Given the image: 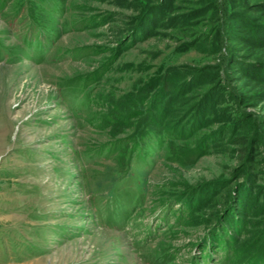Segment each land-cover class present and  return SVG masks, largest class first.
Instances as JSON below:
<instances>
[{"label":"rangeland","instance_id":"1","mask_svg":"<svg viewBox=\"0 0 264 264\" xmlns=\"http://www.w3.org/2000/svg\"><path fill=\"white\" fill-rule=\"evenodd\" d=\"M0 264H264V0H0Z\"/></svg>","mask_w":264,"mask_h":264},{"label":"trees","instance_id":"2","mask_svg":"<svg viewBox=\"0 0 264 264\" xmlns=\"http://www.w3.org/2000/svg\"><path fill=\"white\" fill-rule=\"evenodd\" d=\"M251 10H262V9H261V7L257 8V9H256V7H254V8L251 9Z\"/></svg>","mask_w":264,"mask_h":264}]
</instances>
